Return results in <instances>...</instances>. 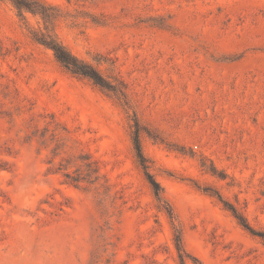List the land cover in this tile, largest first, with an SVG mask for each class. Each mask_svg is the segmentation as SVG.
Masks as SVG:
<instances>
[{
  "label": "rangeland",
  "instance_id": "rangeland-1",
  "mask_svg": "<svg viewBox=\"0 0 264 264\" xmlns=\"http://www.w3.org/2000/svg\"><path fill=\"white\" fill-rule=\"evenodd\" d=\"M41 1L123 96L66 71L32 38L41 18L0 0V264H180L175 228L185 264H264L211 195L264 232V0ZM80 155L93 184L65 182Z\"/></svg>",
  "mask_w": 264,
  "mask_h": 264
},
{
  "label": "trees",
  "instance_id": "trees-1",
  "mask_svg": "<svg viewBox=\"0 0 264 264\" xmlns=\"http://www.w3.org/2000/svg\"><path fill=\"white\" fill-rule=\"evenodd\" d=\"M9 1L15 9L21 14L24 12L38 15L44 24V32H38L32 38L33 40L50 50L55 58V60L70 74L85 78L89 80L93 85L98 87L100 90L109 92L114 96H123L121 90V84L116 82L115 84L108 81L100 72L93 67L91 64L77 59L73 56L56 38L53 34V23L59 17L58 10L54 7L48 6L41 0H7ZM140 131H145L134 123V130L132 133V145L135 153V159L140 167L146 182L148 183L152 194L157 202L158 208L164 209L169 218H173L172 210L169 204L164 200L162 196V188L159 183L154 179L153 175L149 171V161L143 155L139 134ZM148 134V132H146ZM150 136V134H148ZM152 137V136H150ZM154 139V137H152ZM155 139H157L155 137ZM79 160L80 165L73 174L65 173L63 175L65 182L74 186L79 185L82 182L93 184L99 179V168L96 162L91 161L87 155H80L74 161ZM72 163V161H66V165ZM62 166V165H61ZM63 167V166H62ZM214 171L213 169L211 170ZM214 173V172H213ZM204 191H210L208 189ZM223 207L231 213V215L236 219L238 224L248 233L253 236H257L264 240V232H258L252 229L246 222L244 217L228 202L224 201L222 197L217 192H211ZM175 249L180 260V264H185L183 261V256H185V251L182 246V238L179 230L175 228Z\"/></svg>",
  "mask_w": 264,
  "mask_h": 264
}]
</instances>
